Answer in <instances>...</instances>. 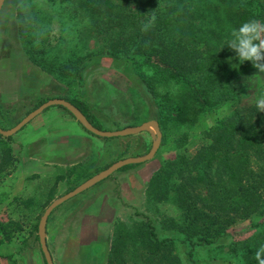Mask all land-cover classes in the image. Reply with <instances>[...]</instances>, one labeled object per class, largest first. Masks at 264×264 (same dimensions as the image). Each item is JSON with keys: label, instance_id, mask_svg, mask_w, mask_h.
<instances>
[{"label": "rangeland", "instance_id": "1", "mask_svg": "<svg viewBox=\"0 0 264 264\" xmlns=\"http://www.w3.org/2000/svg\"><path fill=\"white\" fill-rule=\"evenodd\" d=\"M64 2L4 0L0 10L2 130L11 129L51 99L84 100L105 131L157 121L152 99L140 77L141 72L149 75L151 71L138 69L126 57L101 55L86 29V18H74L71 4ZM134 23L135 27L129 26L123 33L147 26L149 21L138 17ZM88 54H92L91 63L82 73V86L60 72L68 60ZM233 85L243 108L255 106V100L264 96V74L235 79ZM229 112L225 103L192 125L174 123L161 133L152 160L118 170L54 209L45 224L46 245L53 263L92 264L96 259L90 248L94 247L86 246L90 237L107 245L112 232L148 215L161 238L174 239L181 264H190L191 247L167 226L170 219L177 218V210L170 203L149 197L147 184L162 165H168L169 173V164L177 155L190 159L205 143L203 131L225 119ZM155 137V130L149 127L134 136L99 138L59 106L45 110L9 137L13 161L0 172V225L6 227L11 238L0 244V264H46L37 236L46 208L110 165L146 155ZM28 153L37 158L29 160ZM260 219L262 215L255 214L238 220L226 229L224 239L194 247L196 264H235L259 235ZM124 259L125 264H143L138 256Z\"/></svg>", "mask_w": 264, "mask_h": 264}, {"label": "trees", "instance_id": "2", "mask_svg": "<svg viewBox=\"0 0 264 264\" xmlns=\"http://www.w3.org/2000/svg\"><path fill=\"white\" fill-rule=\"evenodd\" d=\"M57 1L71 4L74 18H86V29L101 55L126 57L138 69L151 71L149 75L141 72L140 77L162 134L174 123L192 125L228 104L229 114L203 131L205 143L195 154L190 159L177 155L169 164V173L168 165H162L146 192L177 210V218L167 226L191 247L190 264H196L194 247L215 244L236 221L262 215L259 235L235 261L257 264L255 253L264 245V112L256 106L239 105L233 81L258 73L250 61L242 63L236 58L227 40L230 30L246 21L264 22V0ZM138 17L148 20V25L123 33L136 26ZM91 57L68 60L60 72L82 86V73ZM65 100L93 127L105 131L84 100ZM7 140L0 135V172L13 161ZM0 233V244L11 238L2 225ZM174 243L173 238H161L150 216L143 215L117 230L109 264H125L124 257L130 255L138 256L143 264H181Z\"/></svg>", "mask_w": 264, "mask_h": 264}, {"label": "water", "instance_id": "3", "mask_svg": "<svg viewBox=\"0 0 264 264\" xmlns=\"http://www.w3.org/2000/svg\"><path fill=\"white\" fill-rule=\"evenodd\" d=\"M3 3H4V0H0V10L2 8ZM53 106H59V107L64 108L88 133L96 137H99V138L112 139V138H118V137L134 136V135L139 134L141 131L148 129L149 127H152L155 130L156 137H155V141L153 143L151 150L146 155L122 159L110 165L108 168L92 176L91 178H89L88 180H86L85 182L77 186L75 189H73L69 193L53 201L46 208V210L44 211L39 221L38 227H37V236H38V240L40 244V249L44 256L46 264H53L52 258L47 248L46 240H45V224L51 212L54 209H56L59 205L67 201L68 199L90 189L91 187L98 184L99 182L109 177L113 173L117 172L118 170L122 169L123 167L129 166V165H138V164L146 163L152 160L160 146L161 138H162V134H161L157 121H146V122L141 123L140 125H137L134 127H127V128H124L122 130H117V131L98 130L97 128L93 127V125H91L87 121V119L82 115V113L76 107H74L71 103L63 99H51L41 104L39 107L34 109L28 115H26L21 121H19L11 129L2 130L0 128V135L3 138H9L15 135L17 132L23 129V127L26 126L30 121H32L35 117L42 114L45 110Z\"/></svg>", "mask_w": 264, "mask_h": 264}, {"label": "clouds", "instance_id": "4", "mask_svg": "<svg viewBox=\"0 0 264 264\" xmlns=\"http://www.w3.org/2000/svg\"><path fill=\"white\" fill-rule=\"evenodd\" d=\"M227 47L240 62L250 61L257 73L264 74V22L252 19L230 30ZM258 112H264V96L255 100ZM257 264H264V245L255 253Z\"/></svg>", "mask_w": 264, "mask_h": 264}, {"label": "crops", "instance_id": "5", "mask_svg": "<svg viewBox=\"0 0 264 264\" xmlns=\"http://www.w3.org/2000/svg\"><path fill=\"white\" fill-rule=\"evenodd\" d=\"M28 155V157H29V160H35L36 158H37V156H36V158L33 156V157H31L30 155H29V153L27 154ZM149 162V161H148ZM110 177V176H109ZM109 177H107V178H109ZM107 178H105V179H107ZM104 179V180H105ZM104 180H102V181H104ZM100 183V182H99ZM96 222H99V223H101L100 221H96ZM116 232H117V230H115L114 232H112V235H111V238H110V242H109V244H105V243H101V242H99V241H96V238L95 237H90L89 238V235H87L85 238L87 239V238H89V240H90V242H88V244H86V246H88L89 248L90 247H94V249H92L91 250V248H90V251H92V254L94 253L95 255L93 256V258H95L96 259V261L95 260H93V263L92 264H99V261L101 260V257L103 256V257H105L106 259H104L103 258V263L102 264H109V255L111 254V249H112V242H113V239H114V235L116 234ZM129 254V253H128ZM127 254V255H128ZM100 255H101V257H100ZM53 262V261H52ZM54 264V263H53Z\"/></svg>", "mask_w": 264, "mask_h": 264}, {"label": "flooded vegetation", "instance_id": "6", "mask_svg": "<svg viewBox=\"0 0 264 264\" xmlns=\"http://www.w3.org/2000/svg\"><path fill=\"white\" fill-rule=\"evenodd\" d=\"M93 256L95 255L94 253L92 254ZM104 261H103V256L101 257V260L99 261V264H102Z\"/></svg>", "mask_w": 264, "mask_h": 264}]
</instances>
